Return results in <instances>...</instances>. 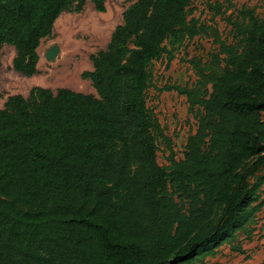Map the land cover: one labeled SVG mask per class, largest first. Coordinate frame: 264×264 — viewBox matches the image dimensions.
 <instances>
[{
  "label": "trees",
  "instance_id": "16d2710c",
  "mask_svg": "<svg viewBox=\"0 0 264 264\" xmlns=\"http://www.w3.org/2000/svg\"><path fill=\"white\" fill-rule=\"evenodd\" d=\"M195 0H135L82 74L96 96L33 87L0 109V264H195L249 237L264 175V17L231 0L209 5L230 40L187 20ZM105 0H0V54L38 74V48L57 18ZM226 4V5H225ZM234 9L228 15V11ZM209 36L217 51L193 60L187 97L196 129L183 158L157 162L170 142L146 107L149 64L174 36Z\"/></svg>",
  "mask_w": 264,
  "mask_h": 264
},
{
  "label": "rangeland",
  "instance_id": "374dc122",
  "mask_svg": "<svg viewBox=\"0 0 264 264\" xmlns=\"http://www.w3.org/2000/svg\"><path fill=\"white\" fill-rule=\"evenodd\" d=\"M135 0H105V12L98 13L93 5L87 2L80 13L68 12L61 14L55 21L52 37L43 39L38 48V74L26 78L13 69L12 60L15 56L11 46L4 45L0 54V109L10 95L27 96L33 87L51 90L66 88L96 96L91 82L82 78L84 72L92 70L90 57L105 49L114 28L121 24L125 9ZM236 9L241 6L252 7L256 14L264 17V0H231ZM223 0H195L186 10L187 20H198L200 24L214 27L222 39L230 40V28L220 16H213L209 5ZM226 5V4H225ZM234 9L228 11V15ZM57 48L54 60L46 55L52 48ZM167 53L150 62L148 70L151 74V87L146 92V107L153 119L163 130L170 142L168 148L158 139L159 150L157 162L167 166L170 150L176 160L183 158L187 138L195 132L196 114L189 110L187 97L174 91H164L166 86L191 88L198 77L191 61L206 64L210 55L217 51V45L206 35L194 38L179 35L170 37L162 44ZM264 175V167L259 168L254 178ZM260 200L264 198V184L258 187ZM254 221L248 225L250 236L238 231L234 240L244 251L243 254L230 249L228 244L221 245L216 256L207 258L200 264H264V206L258 207ZM199 264V263H195Z\"/></svg>",
  "mask_w": 264,
  "mask_h": 264
},
{
  "label": "water",
  "instance_id": "95a60500",
  "mask_svg": "<svg viewBox=\"0 0 264 264\" xmlns=\"http://www.w3.org/2000/svg\"><path fill=\"white\" fill-rule=\"evenodd\" d=\"M57 54V48L56 47H52L49 51H48V53H47V58H49V59H52V58H54L55 57V55Z\"/></svg>",
  "mask_w": 264,
  "mask_h": 264
},
{
  "label": "bare ground",
  "instance_id": "6f19581e",
  "mask_svg": "<svg viewBox=\"0 0 264 264\" xmlns=\"http://www.w3.org/2000/svg\"><path fill=\"white\" fill-rule=\"evenodd\" d=\"M46 57H47V56H46ZM55 57H56V55H55ZM55 57H54V58H52V59H49V58H47V59L52 61V60H54V59H55Z\"/></svg>",
  "mask_w": 264,
  "mask_h": 264
}]
</instances>
